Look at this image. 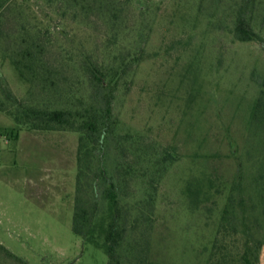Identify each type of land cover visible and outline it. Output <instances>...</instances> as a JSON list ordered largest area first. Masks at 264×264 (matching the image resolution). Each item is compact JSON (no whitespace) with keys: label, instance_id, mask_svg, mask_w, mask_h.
I'll return each instance as SVG.
<instances>
[{"label":"rangeland","instance_id":"obj_1","mask_svg":"<svg viewBox=\"0 0 264 264\" xmlns=\"http://www.w3.org/2000/svg\"><path fill=\"white\" fill-rule=\"evenodd\" d=\"M26 3L40 19L53 15L40 0ZM197 4L152 3L142 59L119 82L113 103L120 132L145 134L177 159L154 202L151 250L161 264H203L225 203L224 193L215 204L206 203L210 212L190 213L182 196L188 178L206 173L219 185L241 175L245 205L250 197L260 206V186L247 161L264 155V135L250 126L264 85V3L255 2L246 14L254 33L250 42L234 35L238 3H205L201 13ZM67 29L59 34L66 47L102 59V26L73 23ZM1 69L14 96L26 100L27 85L8 62ZM14 129L12 118L0 112V244L27 264H107L102 249L83 243L72 230L77 135ZM251 215L259 217L260 208L247 214L248 220ZM0 264L14 263L0 256Z\"/></svg>","mask_w":264,"mask_h":264},{"label":"trees","instance_id":"obj_2","mask_svg":"<svg viewBox=\"0 0 264 264\" xmlns=\"http://www.w3.org/2000/svg\"><path fill=\"white\" fill-rule=\"evenodd\" d=\"M40 1L53 13L50 18L40 19L36 11H29L26 0H0V112L12 118L16 132L24 127L77 135L72 230L83 243L102 249L107 264H161L151 250L154 202L159 184L177 159L145 134L120 132L113 103L119 82L142 59L152 3L164 0ZM221 1L198 0L197 13L205 3L214 7ZM257 1L264 3L233 0L239 4L233 19L240 42L253 40L246 14ZM73 23L103 27L102 59L63 44L59 34L66 35L67 24ZM3 62L27 85L26 100L8 88ZM250 126L253 133L264 135V85ZM247 162L255 170L253 183L260 186V206L250 197L245 205L241 175L233 181L221 179L219 185L206 173L185 182L182 196L190 213L210 212L206 203L212 199L215 204L226 194L203 264H259L264 247V155ZM258 207L260 216L248 220L247 214ZM261 228L262 235L256 237ZM240 233L243 237L238 238ZM0 256L27 264L1 244Z\"/></svg>","mask_w":264,"mask_h":264},{"label":"crops","instance_id":"obj_3","mask_svg":"<svg viewBox=\"0 0 264 264\" xmlns=\"http://www.w3.org/2000/svg\"><path fill=\"white\" fill-rule=\"evenodd\" d=\"M259 264H264V247L260 251Z\"/></svg>","mask_w":264,"mask_h":264}]
</instances>
